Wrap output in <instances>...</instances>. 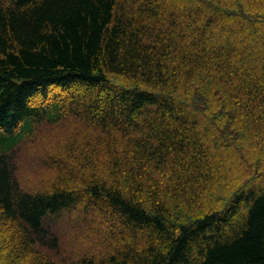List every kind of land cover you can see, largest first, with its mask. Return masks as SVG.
Masks as SVG:
<instances>
[{
  "label": "trees",
  "instance_id": "1",
  "mask_svg": "<svg viewBox=\"0 0 264 264\" xmlns=\"http://www.w3.org/2000/svg\"><path fill=\"white\" fill-rule=\"evenodd\" d=\"M65 117L87 143L21 189ZM263 159L264 0H0V264H264ZM65 216L105 251L60 259Z\"/></svg>",
  "mask_w": 264,
  "mask_h": 264
},
{
  "label": "rangeland",
  "instance_id": "2",
  "mask_svg": "<svg viewBox=\"0 0 264 264\" xmlns=\"http://www.w3.org/2000/svg\"><path fill=\"white\" fill-rule=\"evenodd\" d=\"M88 131L85 122L73 117H65L57 124L44 123L37 126L34 133L21 143L13 154L17 169L16 177L21 189L25 191L44 190L56 181L58 176H62L65 171L61 165L68 167L73 165V155L71 156L69 150L67 152L62 150H65V148L67 150L69 146H75L74 141L80 142L81 145L87 143ZM20 134L22 136V129ZM97 136L98 133H94L91 139H95ZM246 156L248 157V154ZM101 159L105 160V157H101ZM234 159L237 161L236 158ZM55 160L57 161L55 162ZM245 160L243 161L247 163ZM248 161H253V159L249 158ZM250 164L252 163L248 162L247 167ZM262 165V168H264V159ZM256 174L253 172L248 178H252ZM73 218H76V216H65L52 227V230L59 237L60 252L63 253L62 256L58 257L60 259L64 256L77 258L85 254L95 255L97 252L105 251L103 246L106 244V240L100 235L105 236L110 232L106 229V232L104 231L102 234L95 236V231L88 228L87 224L84 223L83 230L73 225L70 222Z\"/></svg>",
  "mask_w": 264,
  "mask_h": 264
}]
</instances>
